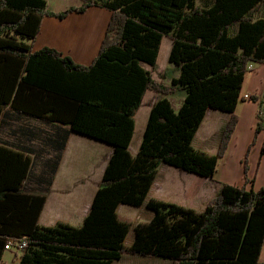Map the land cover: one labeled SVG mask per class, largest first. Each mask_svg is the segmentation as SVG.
I'll return each instance as SVG.
<instances>
[{"label":"trees","instance_id":"1","mask_svg":"<svg viewBox=\"0 0 264 264\" xmlns=\"http://www.w3.org/2000/svg\"><path fill=\"white\" fill-rule=\"evenodd\" d=\"M201 1L81 0L53 11L47 0H0V122L10 109L114 146L87 217L79 225L41 226L47 197L23 190L32 159L0 144V264L6 246L23 241L17 264H114L124 252L180 264H264V187L225 184L201 212L148 199L161 163L214 175L237 129L248 68L264 63V0ZM92 6L111 12L92 63L52 47L33 49L45 16L62 20ZM164 36L172 40L169 62L180 68L170 84L144 66L158 64ZM178 88L186 97L175 109L167 96ZM148 90L166 97L150 112L133 156L135 115ZM208 108L230 113L214 155L192 145ZM261 130L259 123L256 135ZM145 202L154 217L139 221L126 245L132 223L117 208Z\"/></svg>","mask_w":264,"mask_h":264},{"label":"crops","instance_id":"2","mask_svg":"<svg viewBox=\"0 0 264 264\" xmlns=\"http://www.w3.org/2000/svg\"><path fill=\"white\" fill-rule=\"evenodd\" d=\"M200 3L207 5L211 4L212 0H203ZM72 4L75 3L68 2L51 9L47 1L48 9L53 11H62ZM80 4L81 0H78L75 6ZM259 13L264 15V7ZM110 18L111 12L98 6L89 7L83 13L73 12L62 20L45 16L42 19L41 31L32 47L34 50L44 47L56 48L64 55L72 56L79 64H90L101 48ZM165 45L164 54L168 58V64L162 75L155 76L159 59L155 68L148 64L144 66L157 80L170 84L173 78L179 76L180 68L169 62V53L172 49L170 37L164 36L161 50ZM167 70L173 72L171 76H167ZM151 91L153 90L147 91L150 103H142L135 115L136 127L129 147L133 156L139 153L150 112L160 98L166 97L164 94ZM247 93L256 94L259 99L239 100L236 107L239 117L237 129L225 156L219 160L214 175L200 176L178 166L161 163L148 193V199L175 202L201 212L225 184H235L255 191L264 187L262 153L264 128L257 135L255 132L259 124L257 115L260 101L264 95V63H255L254 68L247 71L241 95ZM173 97H177V104L173 103ZM185 97L186 91L180 88L167 96L175 109H180ZM229 119V112L208 108L193 138L194 148L211 155L217 154L223 130ZM0 144L21 150L31 157L32 166L23 190L26 193L47 197L39 217L41 226H55L59 222L79 225L91 211L95 194L102 185L103 174L114 153V146L111 144L71 131L67 126H55L39 119L25 117L10 109L4 111L0 122ZM117 212L132 222L131 230L125 238V244L129 246L134 242L135 225L139 221L151 220L155 214L146 207V202L140 206L122 203L118 206ZM260 260L264 261V245ZM19 261L20 254L6 250L1 264H17ZM114 264H180V262L159 256L124 252Z\"/></svg>","mask_w":264,"mask_h":264},{"label":"rangeland","instance_id":"3","mask_svg":"<svg viewBox=\"0 0 264 264\" xmlns=\"http://www.w3.org/2000/svg\"><path fill=\"white\" fill-rule=\"evenodd\" d=\"M48 1V6L49 8L53 9L52 7H56V6H59L61 7L62 5L70 2V3H75L78 1V0H62V1H59V0H47ZM166 39V38H165ZM167 41V40H166ZM166 50V45L164 46V49L160 51V56H159V65L157 67V71L155 72V76L158 75H162L164 69H165V66L166 64H168V58H166L164 52ZM173 68V67H172ZM172 71L170 70H167V76H171L172 75ZM152 93H156L155 91H151ZM157 94V93H156ZM145 101V102H144ZM144 101L143 103H146L148 104V102L150 103V95H149V92L148 94L145 96L144 98ZM172 101L173 103L177 104L178 103V99L177 97H173L172 98ZM145 104V105H146ZM130 220V219H129ZM131 222V221H130ZM132 223V222H131Z\"/></svg>","mask_w":264,"mask_h":264},{"label":"built area","instance_id":"4","mask_svg":"<svg viewBox=\"0 0 264 264\" xmlns=\"http://www.w3.org/2000/svg\"><path fill=\"white\" fill-rule=\"evenodd\" d=\"M253 68H254V64H250L248 70H252ZM254 95H256V94L247 93V94L243 95L242 97L245 100H252V99H254L253 98ZM257 118H258L259 123H261L263 125V128H264V102L260 101V109H259ZM25 247H27L26 241H23L22 244L20 243L19 245H18V243H16V244L10 243L9 245L6 246V250H13V251H16L17 253L20 254L23 252Z\"/></svg>","mask_w":264,"mask_h":264}]
</instances>
